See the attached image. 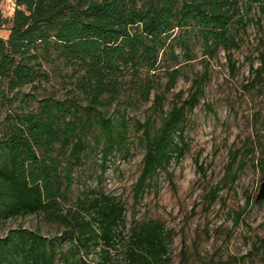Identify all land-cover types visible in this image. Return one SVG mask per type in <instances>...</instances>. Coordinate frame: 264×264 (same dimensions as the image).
Here are the masks:
<instances>
[{
    "label": "trees",
    "instance_id": "trees-1",
    "mask_svg": "<svg viewBox=\"0 0 264 264\" xmlns=\"http://www.w3.org/2000/svg\"><path fill=\"white\" fill-rule=\"evenodd\" d=\"M1 3L0 31L9 35L0 36V228L35 215L61 232L10 229L0 238V264H107L127 209L102 192L67 205L84 157L99 148L105 169L109 155L129 153L135 130L144 149L135 196H143L189 150L185 132L199 79L187 99L164 111L182 58L192 61L199 47L210 58L224 50L231 60L241 46L239 26L248 22L241 6L250 12L258 5L264 14V0H15L10 17ZM150 102L161 115L129 119L128 106ZM241 170L232 153L223 181L205 195L208 207ZM100 242L104 259L92 263L86 256ZM169 243L162 222L138 223L123 261L111 264H166Z\"/></svg>",
    "mask_w": 264,
    "mask_h": 264
},
{
    "label": "rangeland",
    "instance_id": "rangeland-1",
    "mask_svg": "<svg viewBox=\"0 0 264 264\" xmlns=\"http://www.w3.org/2000/svg\"><path fill=\"white\" fill-rule=\"evenodd\" d=\"M241 7L248 22L245 28L239 26L241 46L232 50V59L224 50L210 58L198 47L195 59L182 58L177 84L164 102L167 111L174 101L190 96L195 79L201 82L202 92L189 113L185 132L189 150L180 161L173 158L168 169L160 171L137 198L135 185L144 149L133 130L130 139L134 143L128 154L112 153L104 169L97 148L84 157L77 170L68 206L79 197L102 192L122 201L127 209L126 226L119 227L122 235L109 248L107 264L123 261L132 228L149 220L162 222L170 233V261L166 264H264V202H256L264 182V163H260L264 160V14L258 5L250 12ZM1 9L5 16H12L15 0H2ZM8 35L9 30L0 31V36ZM161 77L165 83V74ZM71 81L66 84L71 86ZM116 110L113 106L110 114ZM127 114L132 122H144L161 111L150 102L128 106ZM232 153L242 165L239 178L232 187H223L220 198L208 207L205 195L223 181ZM17 227H41L46 235L61 232L57 225H46L41 216L30 215L5 221L0 238ZM105 248L100 242L86 259L102 261Z\"/></svg>",
    "mask_w": 264,
    "mask_h": 264
},
{
    "label": "water",
    "instance_id": "water-1",
    "mask_svg": "<svg viewBox=\"0 0 264 264\" xmlns=\"http://www.w3.org/2000/svg\"><path fill=\"white\" fill-rule=\"evenodd\" d=\"M264 199V182L261 184V187H260V190H259V193L258 195L256 196V201H260Z\"/></svg>",
    "mask_w": 264,
    "mask_h": 264
}]
</instances>
